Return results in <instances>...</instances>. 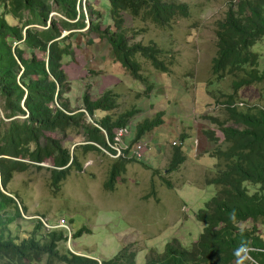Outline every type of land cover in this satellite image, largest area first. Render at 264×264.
<instances>
[{"label": "trees", "instance_id": "obj_1", "mask_svg": "<svg viewBox=\"0 0 264 264\" xmlns=\"http://www.w3.org/2000/svg\"><path fill=\"white\" fill-rule=\"evenodd\" d=\"M106 3L110 22L102 28L103 13L82 0H0V264H135L136 255L129 249L132 245L101 262L63 250L60 247L67 241L65 231L47 230L40 220H34L30 232L18 237L16 222L23 220L25 209L21 211L18 199L6 192L14 174L31 168L41 170L46 162L51 166L45 168L50 173V188L58 191L73 171H82L79 152L101 153L99 147L106 148V139H112L114 129L127 126L134 116L131 110L115 119L108 114L95 119L96 112L109 113L117 108L118 97L111 90L95 100L85 93L82 107H71L64 60L72 56L73 37L95 34L105 40L114 61L142 82L147 81L139 73L136 55L148 60L155 70H167L159 59L161 50L154 44H130L124 14L164 28L178 17L188 18V6L165 0ZM215 37L212 75L217 80L235 78L233 93L222 95L227 119L208 118L219 128L223 141L218 144L213 131H204L206 139L216 145L208 155L216 160L214 175L206 179V184L217 189L195 214L204 224L197 241L187 249L172 239L162 253L149 251L145 264H236L235 251L242 245L249 248L253 260L245 264H264V239L256 233V224L264 222V108H239L234 100L238 90L264 85V69H258L260 55L256 51L264 42V0H229L224 18L216 23ZM160 116L158 113L136 126L130 147L162 124ZM72 131L83 139V144L72 150L61 140L47 136L65 137ZM181 145L174 148L169 172L185 161ZM128 162L119 159L111 166L106 190L113 191ZM165 184L171 188L169 181ZM248 221L253 223L250 228L240 227ZM85 231L80 229L72 238Z\"/></svg>", "mask_w": 264, "mask_h": 264}, {"label": "rangeland", "instance_id": "obj_2", "mask_svg": "<svg viewBox=\"0 0 264 264\" xmlns=\"http://www.w3.org/2000/svg\"><path fill=\"white\" fill-rule=\"evenodd\" d=\"M165 1L186 4L188 18L178 17L163 28L124 14L130 44H154L161 50L159 59L167 68L165 72L155 70L148 60L136 55L139 73L147 82L134 79L114 61L106 41L95 34L73 37L72 56L64 60L71 85L67 95L71 107L81 108L85 93L95 100L111 90L117 94L118 106L108 115L115 119L126 111H134L127 122L129 145L135 138L136 126L161 113L162 124L139 139L149 143V150L142 154L141 160H129L125 172L116 179L113 191L106 190L104 185L117 160L102 151L86 155L79 152L82 171H73L58 191L49 185L50 173L45 168L51 167L50 162L41 164V170L31 168L14 174L6 192L18 199L21 211L25 209L21 215L23 220L16 222L19 230L10 226L18 237L30 232L34 220L56 226L60 219H65L72 234L82 228L86 231L70 243L66 241L61 249L101 262L114 257L122 247L132 245L129 249L136 255L135 264H145L151 250L162 253L172 239L187 249L197 241L204 224L196 220L195 214L217 189L206 184V179L214 175L216 160L208 155L216 145L206 139L204 131H213L218 144L223 141L219 128L208 118L227 119L222 95L233 93L235 79L226 76L217 80L211 72V61L217 50L216 23L224 18L229 0ZM82 2L103 13L101 26L105 28L109 21L106 0ZM256 51L260 55L258 69L262 71L264 42ZM234 100L239 108H264V85L242 88ZM2 105L0 97V118ZM107 114L96 112L95 119ZM47 136L61 140L69 150L83 144V139L74 131L65 137L52 133ZM177 141L183 142L181 151L185 161L169 172L175 148L172 143ZM249 188L255 190L251 185ZM252 224L248 221L240 227L250 228ZM256 227L257 235L264 239V222L257 223ZM248 261L253 262L251 258Z\"/></svg>", "mask_w": 264, "mask_h": 264}, {"label": "built area", "instance_id": "obj_3", "mask_svg": "<svg viewBox=\"0 0 264 264\" xmlns=\"http://www.w3.org/2000/svg\"><path fill=\"white\" fill-rule=\"evenodd\" d=\"M129 134L128 126L114 129L112 139L110 141L106 139V148L99 147L100 150L115 160H141L142 154L149 150V143L139 140L130 147L129 143L127 142ZM178 145H181V143L178 141L172 143V146ZM41 222L47 230H64L67 242H71L73 236L72 230L65 219H60L56 226H49L45 221L42 220Z\"/></svg>", "mask_w": 264, "mask_h": 264}, {"label": "clouds", "instance_id": "obj_4", "mask_svg": "<svg viewBox=\"0 0 264 264\" xmlns=\"http://www.w3.org/2000/svg\"><path fill=\"white\" fill-rule=\"evenodd\" d=\"M231 215L232 218H234L235 212H233ZM249 251L250 250L246 245H242L241 247L236 249L235 251V255L237 257L236 264H245V261L250 259Z\"/></svg>", "mask_w": 264, "mask_h": 264}, {"label": "crops", "instance_id": "obj_5", "mask_svg": "<svg viewBox=\"0 0 264 264\" xmlns=\"http://www.w3.org/2000/svg\"><path fill=\"white\" fill-rule=\"evenodd\" d=\"M119 83H121V81H119ZM99 112V111H98ZM100 113H103V112H100ZM105 114H107V113H105ZM195 156V155H194Z\"/></svg>", "mask_w": 264, "mask_h": 264}, {"label": "water", "instance_id": "obj_6", "mask_svg": "<svg viewBox=\"0 0 264 264\" xmlns=\"http://www.w3.org/2000/svg\"><path fill=\"white\" fill-rule=\"evenodd\" d=\"M89 24V23H88ZM9 195V194H8Z\"/></svg>", "mask_w": 264, "mask_h": 264}]
</instances>
